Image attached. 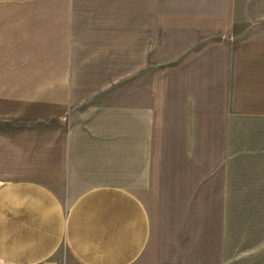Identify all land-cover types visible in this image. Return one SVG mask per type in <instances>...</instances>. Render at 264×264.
Masks as SVG:
<instances>
[{
    "label": "crops",
    "instance_id": "crops-1",
    "mask_svg": "<svg viewBox=\"0 0 264 264\" xmlns=\"http://www.w3.org/2000/svg\"><path fill=\"white\" fill-rule=\"evenodd\" d=\"M165 7L189 71L232 41L230 107L183 112L224 120L219 159L163 154ZM262 201L264 0H0L2 264H245Z\"/></svg>",
    "mask_w": 264,
    "mask_h": 264
},
{
    "label": "rangeland",
    "instance_id": "rangeland-1",
    "mask_svg": "<svg viewBox=\"0 0 264 264\" xmlns=\"http://www.w3.org/2000/svg\"><path fill=\"white\" fill-rule=\"evenodd\" d=\"M170 3V1H169ZM172 8H164V54H163V103L162 115L158 121V133L160 135V143L164 145L163 154L167 155V163L171 160L185 158L183 157V145L196 143L204 145L209 151L212 160L219 159V144L223 143V136L219 133V127L224 126V120H188L183 118L186 113L184 111L189 108L186 104V97L189 94L198 95L208 101H212V111L223 110L225 106L230 107L231 103V70L233 66V45L230 40H213L211 69L207 67V63L196 61L192 58L191 67L188 70L187 53L189 47L197 46L202 41L188 40L187 28L182 25L176 26L172 24ZM179 28V29H178ZM173 33L179 38L173 39ZM182 35L183 38H182ZM173 48L180 51V55H172ZM180 65V72L176 73L173 67ZM199 69V71H195ZM208 69V72H205ZM199 73V75H197ZM159 76V75H158ZM176 78L181 81L178 96L184 98V102H180V110L178 105H173V81ZM153 80V81H152ZM155 75L149 76V83H154ZM191 82V89L187 88L188 82ZM178 89H176L177 91ZM149 99L155 100V88H149ZM227 101V103H226ZM161 106V105H160ZM176 107V109H174ZM176 112V113H175ZM193 131H196L193 134ZM221 158V157H220ZM260 210L258 219L260 226L264 228V201L259 205ZM249 221H255L254 216H248ZM264 236V231L259 233ZM257 240V242H256ZM254 240V248L245 255V264H264V237L259 239L257 235ZM251 246V245H250Z\"/></svg>",
    "mask_w": 264,
    "mask_h": 264
},
{
    "label": "built area",
    "instance_id": "built-area-1",
    "mask_svg": "<svg viewBox=\"0 0 264 264\" xmlns=\"http://www.w3.org/2000/svg\"><path fill=\"white\" fill-rule=\"evenodd\" d=\"M0 264H2L1 260H0Z\"/></svg>",
    "mask_w": 264,
    "mask_h": 264
}]
</instances>
